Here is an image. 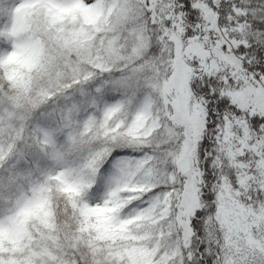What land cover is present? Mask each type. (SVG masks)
Returning <instances> with one entry per match:
<instances>
[{"label": "snow or ice", "instance_id": "1", "mask_svg": "<svg viewBox=\"0 0 264 264\" xmlns=\"http://www.w3.org/2000/svg\"><path fill=\"white\" fill-rule=\"evenodd\" d=\"M0 264H264V0H0Z\"/></svg>", "mask_w": 264, "mask_h": 264}]
</instances>
